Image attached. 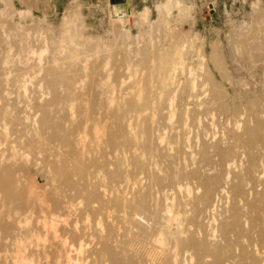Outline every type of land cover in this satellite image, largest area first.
I'll return each mask as SVG.
<instances>
[{
	"label": "rangeland",
	"instance_id": "374dc122",
	"mask_svg": "<svg viewBox=\"0 0 264 264\" xmlns=\"http://www.w3.org/2000/svg\"><path fill=\"white\" fill-rule=\"evenodd\" d=\"M144 10L148 14L143 16ZM166 49L181 62L168 65L175 71L167 90L146 91L147 104L139 109L127 105L135 80L141 78L144 85L148 67L155 69L158 54ZM117 104L115 118L111 110ZM0 108V160L27 154L25 162L12 160L25 189L32 183L43 193L54 183L46 173L50 152L40 149L51 125L81 138L82 148L72 152L93 176L121 172L111 181L96 178L105 192L104 210L91 213L84 198L68 191L64 199L69 204L59 221L36 224V235L48 239L40 241L39 255L32 257L29 251L37 247H30L12 258L9 244L0 252L1 264H113L102 253L106 247L123 264L264 262L261 204L250 214L256 213L258 221L247 215L255 202L264 201V0H133L128 10L104 1L73 0L68 9L51 15L0 0ZM109 132L115 134L114 145L104 144ZM255 136L258 141L247 152L242 139ZM30 137L39 151L29 152ZM69 149L61 146L62 155ZM108 192L123 196L132 207H113ZM142 203L152 224L139 232L121 219L125 212L139 217ZM253 219L261 233L256 247L249 241L254 234L246 230L256 225ZM57 228L64 241L52 239ZM235 228L242 229V237L234 235ZM212 252L220 255L218 260Z\"/></svg>",
	"mask_w": 264,
	"mask_h": 264
},
{
	"label": "bare ground",
	"instance_id": "6f19581e",
	"mask_svg": "<svg viewBox=\"0 0 264 264\" xmlns=\"http://www.w3.org/2000/svg\"><path fill=\"white\" fill-rule=\"evenodd\" d=\"M145 13L148 14V12H146V10H144V12L141 14V15H145ZM139 16V15H138ZM147 16V15H146ZM140 17V16H139ZM142 18V16H141ZM147 17L144 18V21ZM143 21V22H144ZM63 43V42H62ZM62 45V44H61ZM166 46V45H165ZM64 47V46H62ZM66 49H67V46L65 45ZM174 50H175V46H174ZM167 49L162 53L158 54L157 56V67L154 69L152 66L148 67L149 69V73H147V77L145 79H143L146 83L144 85L140 84L139 82L141 81V78L137 80H135L137 82L135 88L133 89V92L130 94V96L128 97V101L126 102L127 105H132L135 109L136 108H140L141 106H145L147 104L146 102V91L148 92V95L149 93H153L154 90H156L157 88L158 89H166L168 88V86L171 84H169V76H171L173 73H174V68L175 67H168V65L171 63V62H176L175 65L177 64H180V60L178 59L177 60V57H175L174 55V51L171 53H167L166 52ZM158 52V51H157ZM39 54V53H38ZM177 54V52L175 53ZM179 54V53H178ZM75 58V57H74ZM7 59V58H6ZM8 62V61H7ZM107 62V61H106ZM85 67V66H84ZM177 67V66H176ZM180 67V66H179ZM83 68V66H82ZM138 69V68H137ZM86 70V69H85ZM136 71V69H134ZM84 71V69H83ZM88 72V71H87ZM50 73V72H49ZM51 74V73H50ZM86 74V72L84 73ZM53 75V74H52ZM47 76V75H46ZM54 76V75H53ZM48 77V76H47ZM55 79V78H54ZM53 78L51 80H54ZM57 79V78H56ZM70 79V78H69ZM68 79V80H69ZM90 79V78H89ZM88 79V80H89ZM22 80V79H21ZM20 80V81H21ZM67 80V79H66ZM106 81L108 79H105ZM170 80H171V77H170ZM50 81V80H49ZM48 81V82H49ZM55 81V80H54ZM59 81V80H57ZM173 81V80H171ZM51 82V81H50ZM49 82V84H50ZM64 82H66V84L68 83L67 81H65L64 79ZM72 82V81H71ZM102 82V81H101ZM108 82V81H107ZM21 83V82H20ZM46 83V82H45ZM59 83V82H57ZM48 84V85H49ZM53 84V83H52ZM122 84V83H121ZM70 84H68L69 86ZM56 86V83L55 85ZM53 86V87H54ZM62 86V85H61ZM59 87V86H58ZM92 87V86H91ZM59 89V88H58ZM77 89V88H76ZM71 90V88H70ZM74 90V89H73ZM93 90V89H92ZM57 92V91H56ZM55 92V93H56ZM59 92H62L61 90ZM58 93V92H57ZM56 93V94H57ZM72 93V92H70ZM103 93V92H102ZM61 94V93H60ZM73 94V93H72ZM165 94V93H164ZM154 95V94H153ZM52 97L53 94L51 95ZM61 96L62 98L64 96L62 95H59L58 94V97ZM70 96V95H69ZM156 96V95H155ZM56 97V96H55ZM57 97V98H58ZM60 97V98H61ZM73 97V96H72ZM71 97V98H72ZM75 97V96H74ZM106 97V96H105ZM151 97V96H149ZM148 97V98H149ZM166 97V95H165ZM61 98V99H62ZM111 98V97H110ZM162 98V97H161ZM56 99V98H55ZM60 99V100H61ZM74 99V98H73ZM79 99V98H78ZM102 99V98H101ZM106 99V98H105ZM104 99V100H105ZM108 99V98H107ZM58 100V99H57ZM75 100V99H74ZM91 100V99H90ZM126 100V99H125ZM51 101L53 102V100L51 99ZM50 101V102H51ZM71 101V100H70ZM93 101V100H92ZM49 102V103H50ZM97 102V101H96ZM95 102V103H96ZM103 102V101H102ZM100 102V103H102ZM106 102V101H105ZM150 102V101H148ZM76 103L75 101L72 103L74 104ZM78 103V102H77ZM98 103V104H100ZM124 103V102H123ZM157 103V102H156ZM160 103V102H159ZM47 104V103H46ZM71 104V103H69ZM71 104V105H72ZM79 104V103H78ZM97 104V105H98ZM168 104V103H167ZM52 105V104H51ZM94 105V104H92ZM103 105V104H102ZM111 105V104H110ZM122 105V104H120ZM126 105V106H127ZM157 105V104H156ZM170 105H171V102H170ZM46 106V105H45ZM115 109L111 110V113L112 115H114L115 118H117V116L119 115V112H120V106L119 104L115 105ZM253 106V105H252ZM256 106V105H255ZM76 107V106H75ZM78 107V106H77ZM100 107V105H99ZM122 107V106H121ZM102 108V107H101ZM112 108V107H111ZM155 108V107H154ZM1 109V108H0ZM45 109V108H44ZM72 109V108H71ZM94 109V108H93ZM103 109V108H102ZM144 109V108H143ZM172 109V108H171ZM174 109V108H173ZM95 110V109H94ZM98 110V109H97ZM96 110V112H97ZM101 110V109H100ZM133 110V109H131ZM107 111V110H106ZM110 111V110H109ZM140 111V110H139ZM142 111V110H141ZM71 112V111H70ZM87 112V111H86ZM95 112V111H94ZM105 112V111H104ZM102 111V113H104ZM1 113V112H0ZM93 113V112H92ZM99 113V112H97ZM101 113V114H102ZM137 113V112H136ZM3 114V113H2ZM106 113H104L105 115ZM139 114V113H138ZM4 115V114H3ZM103 115V116H104ZM2 116V115H1ZM12 116V115H11ZM15 117V116H14ZM41 117V115H40ZM107 117V116H105ZM2 118L4 119V117L2 116ZM1 118V119H2ZM9 118V117H8ZM16 119V118H15ZM42 119H45V118H42ZM47 119V118H46ZM49 119V118H48ZM13 120V119H11ZM44 122L46 120H43ZM1 122V120H0ZM14 122V120H13ZM12 122V123H13ZM115 122V121H113ZM137 122V121H136ZM2 123V122H1ZM15 123V122H14ZM60 123V122H58ZM63 123V122H62ZM61 123V124H62ZM67 123V122H66ZM65 123V124H66ZM69 123V121H68ZM67 123V124H68ZM72 123V122H71ZM5 124V123H4ZM43 124V123H42ZM57 124V123H56ZM66 124V126H68ZM141 124V123H140ZM46 125V124H45ZM60 125V124H59ZM107 125V124H106ZM114 125H117V124H114ZM119 125V124H118ZM65 126V125H63ZM62 126V127H63ZM73 126V124H72ZM122 126V124H121ZM127 125H125L126 127ZM129 126V125H128ZM136 126V125H135ZM141 126V125H140ZM61 127V126H60ZM59 127V129H61ZM71 127V126H70ZM78 127V126H77ZM112 127V126H111ZM124 127V128H125ZM130 127V126H129ZM58 128V127H57ZM72 128V127H71ZM100 128V127H99ZM117 128V126H116ZM121 128V127H120ZM136 128V127H135ZM41 128H38V130H40ZM45 129V128H44ZM56 125L55 127L51 125V133L45 137V143L43 145V147H41L40 149L44 150L45 151H48L50 152V158L48 159V162L49 164H51V167H48L47 166V169H46V173L50 172V181L54 182L53 184L49 185L50 187H47L43 193H40L41 190H39V192L35 188H32V186L34 187L35 184H30L32 185L30 188H26L25 189V185L21 183V177H22V174L18 173L17 172V166H14V164H12V160H14L16 158V160L18 162H25L26 159L24 158L23 154H17L16 152V156L13 155L14 159H12V154L9 155V157H7L6 159H2L0 160V252L2 251V248H6L9 244H12V246L14 247V252L12 253V258H13V254H15L17 256V258L19 259V257L23 254L24 250H29L30 247H37V249H34L32 251H29L31 256L34 257L35 255L38 256L39 253H38V250L40 251L43 247H41L42 245L40 244V241L41 242H45V241H48L47 238V235H43L40 237V235H36V231H35V228H36V224L41 222L43 225H54L57 221V219L60 218V211L64 212L65 208L68 207V200H65L64 197L66 195V193L68 191H72V193H74L75 195L77 194V196L79 195V197L81 196L82 198H84L87 202V208L91 213H98V212H101L102 210L105 209L104 207V204H103V201H104V196L103 194H105L104 190L101 192V190H99V184L101 183H97V180L96 178H98V175L101 176L102 175V178H106L109 176V180L111 177H114V176H117L118 174H120L121 172L120 171H115L114 173H104V176L103 173L100 175V174H96V175H92V173L90 172V168H88L86 165H84L81 161V159L79 158L78 156V153L76 154V152H72L73 150H77L78 149V146H80L79 142L81 140V138H79L78 136H74L75 134H73L72 132L70 133H62V132H59L58 130H56ZM66 129V128H65ZM70 129V128H69ZM122 129V128H121ZM127 129V128H126ZM134 129V128H133ZM260 129V128H259ZM9 130V128H8ZM36 130V129H35ZM63 130V129H61ZM101 130V128H100ZM33 131V130H32ZM48 131V130H47ZM71 131V130H70ZM76 131V129H75ZM112 131H115V129L113 130L112 128ZM119 131V130H118ZM128 131V130H126ZM131 131V130H130ZM2 132V131H1ZM40 132V131H39ZM58 132V133H57ZM82 132V131H81ZM41 133V132H40ZM60 133V134H59ZM62 133V134H61ZM121 133V132H120ZM125 134V132H123ZM140 134V132H138ZM35 134V132H34ZM36 134H38L36 132ZM78 134H80L78 132ZM104 134V133H103ZM123 134V135H124ZM129 132H127V136H128ZM1 135H3L1 133ZM30 135H32L30 133ZM40 136H42L41 134H39ZM82 135V134H81ZM130 135V134H129ZM4 136V135H3ZM35 137H37L36 135H33ZM32 136V137H33ZM46 136V134L44 135ZM131 139L133 138V140L135 141V136H136V132H132V135H131ZM259 136V135H258ZM258 136L254 137L253 139H245L243 140L242 139V145L246 148V151L250 149V146L254 144L255 146V142L256 140L258 141ZM7 137V136H5ZM30 137L29 141H28V148L31 150L28 151L29 152H36V151H39L40 149L36 148L34 146V143H35V140L36 138H32ZM81 137V136H80ZM85 137V136H84ZM115 137V134L112 132H109L108 134V137L107 139L104 141V144H112L114 145V139ZM142 137V136H141ZM39 138V137H38ZM83 138V137H82ZM126 138V137H124ZM123 138V139H124ZM128 138V137H127ZM4 139V137H3ZM27 139V140H28ZM42 139H43V136H42ZM6 141H8L6 138H5ZM40 140V139H39ZM85 140V139H84ZM130 140V138H129ZM241 140V139H240ZM42 141V140H41ZM53 141H59V144L55 145L53 143ZM116 141V140H115ZM119 141V140H118ZM131 141V140H130ZM84 142V141H83ZM120 142V141H119ZM125 142V141H124ZM136 142V141H135ZM140 142V140L138 141V143ZM145 142V141H144ZM147 142V141H146ZM145 142V143H146ZM24 143H26L24 141ZM85 143V142H84ZM137 143V142H136ZM141 143V142H140ZM144 143V145H146ZM149 142H147L148 144ZM260 143V142H259ZM124 144V143H123ZM126 144V143H125ZM257 144V143H256ZM27 145V143H26ZM41 144H39L40 146ZM67 146V149L70 148L68 151V153L64 156L62 155V151H61V146ZM82 145V144H81ZM118 145V144H117ZM131 145V144H130ZM84 146V145H83ZM132 146V145H131ZM130 146V147H131ZM134 146H135V143H134ZM258 146V145H257ZM11 147V146H10ZM129 147V146H128ZM133 147V146H132ZM82 148L81 146L79 147V149ZM135 148V147H134ZM144 149V147H142ZM141 148V149H142ZM38 149V150H37ZM66 149V148H65ZM127 149V148H126ZM142 149V150H143ZM82 150V149H81ZM145 150V149H144ZM245 150V149H244ZM16 151V150H15ZM18 151V150H17ZM23 151V150H22ZM21 151V152H22ZM26 151V150H25ZM101 151V150H100ZM99 151V152H100ZM122 151V150H121ZM127 151V150H125ZM134 151V150H133ZM27 152V151H26ZM146 152V151H145ZM248 152V151H247ZM20 153V152H19ZM75 153V154H74ZM122 153V152H121ZM132 153V152H130ZM147 153V152H146ZM251 150H250V154H251ZM36 154V153H35ZM84 153H82V156H83ZM126 154V153H125ZM27 155V154H26ZM29 155V153H28ZM38 155V154H37ZM119 155V154H117ZM123 155V154H122ZM142 155V154H141ZM35 156V155H34ZM39 156V155H38ZM48 156V155H46ZM80 156V157H82ZM91 156V155H90ZM127 156V155H126ZM132 156V155H131ZM249 156V154H248ZM5 157V156H4ZM29 157V156H27ZM86 157V156H84ZM96 157V155H95ZM135 157V156H134ZM132 157V158H134ZM137 157V156H136ZM251 157V156H250ZM253 157V156H252ZM31 158V157H29ZM27 158V159H29ZM35 157H33L34 159ZM44 160L46 161L47 157L44 156ZM83 158V157H82ZM97 158V157H96ZM125 158V157H123ZM139 158V157H138ZM38 159V158H37ZM35 159V160H37ZM85 159V158H84ZM92 159V158H91ZM251 159V158H250ZM86 160V159H85ZM103 160V158H102ZM105 160V159H104ZM133 160V159H132ZM140 160V159H139ZM253 160V159H252ZM251 160V161H252ZM29 161V160H28ZM43 161V160H42ZM87 161V160H86ZM89 161V160H88ZM129 161V159H128ZM254 161V160H253ZM91 162V161H90ZM126 162V160H125ZM131 161H129L128 163H130ZM133 162V161H132ZM17 163V162H16ZM127 163V164H128ZM139 163V162H138ZM48 164V163H47ZM126 164V163H125ZM131 164H134V163H131ZM251 164V163H250ZM45 165V164H44ZM124 165V164H123ZM139 165V164H138ZM252 165V164H251ZM43 166V165H42ZM92 166V165H91ZM89 166V167H91ZM119 167H121L120 164H118ZM102 167V166H101ZM252 167V166H251ZM19 168V167H18ZM43 168V167H42ZM95 168V167H94ZM20 169V168H19ZM41 169V168H40ZM44 169V168H43ZM52 169H55V170H52ZM45 170V169H44ZM98 170V169H97ZM103 170V168L101 169ZM94 172V170H92ZM21 172V171H19ZM104 172V171H103ZM22 173V172H21ZM99 173V171H98ZM263 173V172H262ZM49 174V173H48ZM123 175L125 174L124 172L122 173ZM47 175V174H46ZM72 176H76V179H73ZM264 176V175H263ZM24 177V176H23ZM22 177V178H23ZM75 178V177H74ZM119 178V177H118ZM124 178V176H123ZM114 179H116V177H114ZM258 179V178H257ZM261 179V178H260ZM264 179V177H263ZM47 180V179H46ZM86 180V181H85ZM103 180V179H102ZM101 180V181H102ZM24 181V180H23ZM31 181V180H30ZM111 181V180H110ZM263 181L262 179L260 180V182ZM27 182V181H26ZM45 182V181H44ZM123 182V180H122ZM121 182V183H122ZM202 182V181H201ZM205 182V181H204ZM255 182H257L255 180ZM259 182V181H258ZM114 183V182H113ZM47 184H48V181H47ZM120 184V183H118ZM257 184V183H256ZM129 185V184H128ZM40 186V185H39ZM38 186V187H39ZM45 186V185H44ZM47 186V185H46ZM39 188H43V187H39ZM44 189V188H43ZM111 192V189L110 191ZM108 192V193H109ZM107 193V194H108ZM206 193H207V190H206ZM206 193L205 194V197H206ZM118 194V193H117ZM209 194V193H207ZM69 196V193L67 194ZM109 197H111V193L108 194ZM72 196V195H70ZM73 197V196H72ZM103 197V199H102ZM208 197V196H207ZM72 200V199H70ZM111 201L113 203V207L116 206V207H121L123 209H125L126 211V208L129 209L132 207V205H130L129 203L127 202H124L126 201L125 198L122 196V197H116L115 195V198H113V196L111 197ZM46 202H50V204L48 206L45 205ZM71 202V201H70ZM93 203H97L98 204V207H95ZM106 203V202H105ZM252 203V202H251ZM254 203V202H253ZM47 204V203H46ZM71 206H72V203H70ZM260 204H261V210H260V214H259V217L260 216H263L264 217V201L262 200H258L257 202L254 203V205H252L250 207V213L247 214L248 217L250 218H258V216H256L257 214L255 213L254 215H251L250 214H253L252 213V208H257L258 210L260 209ZM107 205V203L105 204ZM111 205V204H110ZM109 207V206H108ZM112 207V205H111ZM112 207V208H113ZM77 208V207H76ZM140 208L142 209V214L138 217L137 215H133V217H129V215L131 214H127L125 211V216H122V219L123 221H128V222H132L135 226V228L137 229V231L139 232H143L145 231L147 228H149V226L152 224V220H151V216L149 217L148 214L146 213V210H145V204L142 203ZM72 209V208H71ZM123 209H121L123 211ZM87 210V211H88ZM236 209L234 210V214L236 213L235 212ZM117 212V211H116ZM118 213V212H117ZM262 213V214H261ZM121 214V213H120ZM233 214V215H234ZM43 215H47V217L45 218H42ZM122 215V214H121ZM120 215V216H121ZM164 215V214H163ZM238 215V214H237ZM236 215V216H237ZM62 216V215H61ZM166 217V216H165ZM234 217L233 219H236L235 218V215L232 216ZM121 218V217H119ZM162 218V216H161ZM238 218V217H237ZM249 218V219H250ZM164 219V218H163ZM238 220V219H237ZM254 220V219H253ZM257 220V219H256ZM256 220H254V222L256 223ZM258 221V220H257ZM233 222V221H232ZM88 223V222H87ZM233 225V223H232ZM239 225V224H238ZM101 226V225H100ZM163 226V224H162ZM161 226V229L160 230H164V227ZM235 226V225H234ZM237 226V224H236ZM226 227V226H224ZM228 227V226H227ZM232 227V226H231ZM238 227V226H237ZM258 225L256 223V225H254V228H247L246 230L249 231L250 235H253L254 238H250L251 240L250 243L251 245H254L256 247L257 244H260L258 243L260 241V234L258 233ZM102 229V228H101ZM228 229V228H227ZM226 229V230H227ZM240 229V228H239ZM234 229L233 232L235 233L234 235L236 236H241L242 233L240 232L242 229ZM262 229V228H261ZM167 230V229H166ZM229 230V229H228ZM245 230V231H246ZM73 231V230H72ZM261 230H259L260 232ZM263 231V229H262ZM99 232V231H98ZM225 232V230H224ZM223 232V233H224ZM240 232V233H239ZM226 233V232H225ZM264 233V232H263ZM243 235L245 236L246 233L244 234L243 232ZM247 236V235H246ZM245 236V237H246ZM67 237V236H66ZM242 237V236H241ZM52 239L54 240H59L60 242L61 241H64L63 239V235L61 233V230L59 228H57L54 232V234L52 235ZM103 239V238H102ZM166 240V239H165ZM80 241V240H79ZM244 241V240H243ZM248 241V242H249ZM77 242V241H76ZM103 242V241H102ZM262 242V241H261ZM238 243V242H237ZM244 243V242H243ZM242 243V244H243ZM236 245V243H234ZM240 244V243H238ZM246 244V243H245ZM264 249V243L261 244ZM102 246H105L104 244ZM245 246V245H244ZM259 246V245H257ZM82 247L79 246V249ZM227 247H231L230 246V243H228V245L226 246V249ZM238 247V246H237ZM242 247V245L240 246V248ZM85 248V247H84ZM213 249V247H212ZM239 249V248H237ZM250 249V247H249ZM248 247H247V250H249ZM215 250V249H214ZM225 250V249H224ZM228 250V249H227ZM226 250V251H227ZM231 250V249H230ZM235 250V249H234ZM242 250H246V248H243ZM259 250V249H258ZM35 251V254H33L32 252ZM37 251V252H36ZM105 252H102L103 254L106 253L108 254V258L110 260H112L113 264H123L113 253L112 249H109L108 247L105 248L104 250ZM236 251V250H235ZM251 251V250H250ZM215 252V251H214ZM264 252V251H263ZM234 253V251H233ZM254 253V252H253ZM210 255V254H209ZM213 255V259L214 261L218 260L220 255L216 252L215 254L212 252ZM236 255V254H235ZM240 255V254H239ZM247 255V254H246ZM259 255V254H258ZM264 255V254H263ZM227 256V255H226ZM237 256V255H236ZM6 257V256H5ZM225 257V256H224ZM228 257V256H227ZM238 257V256H237ZM240 257V256H239ZM201 258V256H200ZM230 258V257H229ZM256 258V257H255ZM253 258V259H255ZM5 259L4 258V255H2L0 253V264H1V261ZM231 259V258H230ZM237 259V258H236ZM241 259L242 256H241ZM257 259V258H256ZM227 260V258H226ZM246 260V259H245ZM245 260H241V262L243 261V264H246L244 263ZM262 261V259H260ZM258 260L257 263H260ZM7 261V260H6ZM213 261V262H214ZM233 263L235 260H232ZM237 261V260H236ZM220 262V261H219ZM229 262V260L227 261ZM239 262V260H238ZM246 262V261H245ZM249 262V261H248ZM256 262V261H255ZM254 262V263H255ZM30 263V261H29ZM32 263V262H31ZM216 263V262H215ZM218 263V262H217ZM216 263V264H217ZM253 263V264H254ZM256 263V264H257ZM264 263V262H263ZM261 263V264H263ZM249 264V263H248Z\"/></svg>",
	"mask_w": 264,
	"mask_h": 264
},
{
	"label": "crops",
	"instance_id": "0c3cea01",
	"mask_svg": "<svg viewBox=\"0 0 264 264\" xmlns=\"http://www.w3.org/2000/svg\"><path fill=\"white\" fill-rule=\"evenodd\" d=\"M96 1H104L108 5L117 8L118 10H128L133 0H96ZM14 4L17 6L29 9L32 13L35 10H41L45 12L47 15L56 14L62 12L71 5L73 0H13ZM157 8H160V4L157 5Z\"/></svg>",
	"mask_w": 264,
	"mask_h": 264
},
{
	"label": "built area",
	"instance_id": "2783aa9c",
	"mask_svg": "<svg viewBox=\"0 0 264 264\" xmlns=\"http://www.w3.org/2000/svg\"><path fill=\"white\" fill-rule=\"evenodd\" d=\"M123 15V14H122Z\"/></svg>",
	"mask_w": 264,
	"mask_h": 264
}]
</instances>
